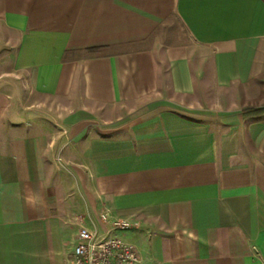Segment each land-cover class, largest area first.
Wrapping results in <instances>:
<instances>
[{"label":"crops","instance_id":"1","mask_svg":"<svg viewBox=\"0 0 264 264\" xmlns=\"http://www.w3.org/2000/svg\"><path fill=\"white\" fill-rule=\"evenodd\" d=\"M109 221L142 264H264V0H0V264Z\"/></svg>","mask_w":264,"mask_h":264},{"label":"built area","instance_id":"2","mask_svg":"<svg viewBox=\"0 0 264 264\" xmlns=\"http://www.w3.org/2000/svg\"><path fill=\"white\" fill-rule=\"evenodd\" d=\"M99 221L106 223V214H101ZM126 226L124 222L109 221L108 227L98 232L80 225L72 251V264H142L137 249L116 234Z\"/></svg>","mask_w":264,"mask_h":264},{"label":"trees","instance_id":"3","mask_svg":"<svg viewBox=\"0 0 264 264\" xmlns=\"http://www.w3.org/2000/svg\"><path fill=\"white\" fill-rule=\"evenodd\" d=\"M258 112V111H257ZM257 112H255V111H248L247 113H257Z\"/></svg>","mask_w":264,"mask_h":264},{"label":"rangeland","instance_id":"4","mask_svg":"<svg viewBox=\"0 0 264 264\" xmlns=\"http://www.w3.org/2000/svg\"><path fill=\"white\" fill-rule=\"evenodd\" d=\"M118 236H119L121 239H123L122 236H120V235H118Z\"/></svg>","mask_w":264,"mask_h":264}]
</instances>
